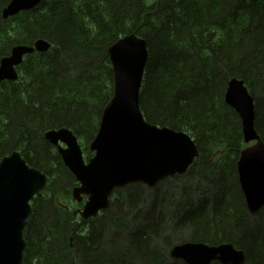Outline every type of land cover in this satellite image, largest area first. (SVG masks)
Segmentation results:
<instances>
[{"label":"trees","instance_id":"16d2710c","mask_svg":"<svg viewBox=\"0 0 264 264\" xmlns=\"http://www.w3.org/2000/svg\"><path fill=\"white\" fill-rule=\"evenodd\" d=\"M11 1L0 0V62L16 46L53 45L26 56L19 80L0 87V161L18 150L50 185L47 198L31 203L22 264H184L171 250L188 243L234 244L247 254L245 264H264V209L258 221L247 209L237 172L247 146L242 120L225 102L229 81L242 80L264 142V0H43L4 21ZM130 35L146 40L150 52L140 97L146 121L192 137L199 151L190 171L174 180L199 178L207 197L199 204L193 193L185 203L173 201L175 226L160 213L159 185L116 190L97 226L81 223L68 206L69 219L61 218L55 203L61 184L73 191L78 183L58 153L48 159L45 134L71 130L86 158L93 157L90 145L114 89L108 48ZM41 150L46 154L39 158ZM151 192L158 202L147 210L142 204ZM102 232L129 237L115 243Z\"/></svg>","mask_w":264,"mask_h":264},{"label":"water","instance_id":"95a60500","mask_svg":"<svg viewBox=\"0 0 264 264\" xmlns=\"http://www.w3.org/2000/svg\"><path fill=\"white\" fill-rule=\"evenodd\" d=\"M43 0H12L3 10V20L30 11ZM161 1V0H159ZM52 45L44 40L33 46H16L0 62V87L16 82L25 56L47 53ZM108 55L113 67L114 93L104 109L96 137L90 145L93 158L84 159L78 138L71 130H51L45 138L58 148L62 161L79 186L73 199L84 202L79 210L86 221L111 207L117 189L141 183H157L187 173L199 156L195 141L184 133L152 125L144 118L140 96L150 58L147 42L134 35L116 41ZM225 102L240 116L245 142H254L240 153L239 184L249 212L264 206V143L255 130V100L243 81L228 83ZM64 146V148L61 147ZM48 176L28 165L15 150L0 161V264H22L26 242L24 231L33 214L31 202L48 188ZM171 257L185 264H243L246 255L231 244L212 247L201 243L177 245Z\"/></svg>","mask_w":264,"mask_h":264},{"label":"rangeland","instance_id":"374dc122","mask_svg":"<svg viewBox=\"0 0 264 264\" xmlns=\"http://www.w3.org/2000/svg\"><path fill=\"white\" fill-rule=\"evenodd\" d=\"M151 1H154V0H151ZM8 6V4L5 6V8ZM4 8V9H5ZM3 19V18H2ZM5 21V20H4ZM7 21V20H6ZM113 45V44H112ZM110 48V47H109ZM108 48V49H109ZM108 57H109V55H108ZM109 60H110V58H109ZM110 63H111V61H110ZM112 65V64H111ZM112 71H113V67H112ZM113 77H114V74H113ZM114 84H115V82H114ZM113 93H114V89H113ZM112 97H113V94H112ZM255 122H256V120H255ZM255 130H256V125H255ZM242 131H243V125H242ZM257 132V131H256ZM243 136H244V142H245V135H244V131H243ZM44 140H45V142L50 146H48L49 147V150H48V154L47 155H49L48 156V159H50V160H53L54 159V157L56 156L55 155V153H58L59 155H60V153H59V151H58V148L56 147V146H54V145H52L50 142H49V140H47L45 137H44ZM81 143H82V146L83 147H86L85 146V144H84V142H82L81 141ZM245 144L248 146V145H252L253 144V142H248V143H246L245 142ZM51 147H53V149L51 148ZM61 147L62 148H64V146L63 145H61ZM42 152H43V150H41V153H40V156H38L39 158H41V157H43L46 153H44V154H42ZM34 156H36V155H34ZM61 157V156H60ZM84 158H85V160H86V155L84 154ZM62 159V158H61ZM64 164V163H63ZM65 166V165H64ZM50 167H51V164H50ZM190 171V170H189ZM196 173V175H200V173H199V171H196L195 172ZM194 173V174H195ZM195 175V176H196ZM168 179L170 180V182L168 181ZM198 179L199 178H194L192 181H190L189 179L188 180H185V179H183V180H174V178H167V179H165V180H163V181H161V182H159V183H157V185L155 186L156 188H157V186L159 185L160 186V189L162 188V190L163 191H165V193H164V195L161 197V202H162V204H161V206H162V210H161V212L160 213H164L163 215H165L168 219H170V220H172V223L171 224H173V223H175L176 222V219H174V216H173V214H174V212L172 211V208H173V201H175V202H181V203H185V202H187V201H189L190 199H189V197H188V195H191L192 196V193H193V195H195L196 196V194L199 196V198L196 200L195 199V196H194V198H192L193 199V201L194 200H196L193 204H196V202L199 204V202L201 201V198H203V197H207V194H206V192L205 191H207V189H205L204 188V186H201V184H200V181H198ZM62 180H64V179H62ZM61 180V181H62ZM167 180V181H166ZM66 181L67 180H65V181H62L63 183H66ZM77 181V180H76ZM165 181V182H164ZM163 182V183H162ZM78 183V182H77ZM49 184V183H48ZM158 186V187H159ZM154 187V188H155ZM49 188H50V185L48 186V188L44 191L45 193L46 192H49ZM132 188V186L131 187H125V188H122L121 190H122V192H124V194H126L127 192H129V190ZM149 188V187H148ZM154 188H150V189H154ZM196 189H198L199 190V192H196L195 190ZM205 189V190H204ZM63 191H67L68 193H69V198H71V199H67V198H62V196H64V192ZM72 189H70L69 190V188L67 187V186H64V184H61V188L56 192V198H55V203H56V205L58 206L57 208H59L62 212H64L62 215H60V217L61 218H65L66 217V219H69V217H68V215H69V213H72V214H74L75 216H78V217H80V214H79V212L78 211H76L75 212V210L77 209V207H76V203H75V200L73 199V195H72ZM43 192V193H44ZM44 193V194H45ZM188 193V194H187ZM44 194H42V196L41 197H39V198H37V203L39 204V202H40V200H42L43 198H47L46 197V195L44 196ZM52 194V193H51ZM152 194V195H151ZM151 194H147L145 197H146V199L147 198H149L148 199V201L146 202L145 200H144V203L142 204V206L143 207H146V209L147 210H149L150 209V205H152V206H156L157 204V202H158V200H156L155 201V196L153 195V192H151ZM117 196V195H116ZM148 196V197H147ZM172 198V199H169V198ZM188 197V198H187ZM167 198V199H166ZM162 199H163V201H162ZM208 200L209 201H211V199H210V197H208ZM156 204V205H155ZM165 205V206H164ZM67 206L68 207H70L69 208V213L66 215L65 214V212H66V210H65V208H67ZM262 209H264V206L258 211V212H260ZM163 211V212H162ZM138 213V211H135L134 213H129V214H132V216H130V217H128L129 218V220H131V219H133L134 218V216H135V213ZM251 215H257L256 216V221H258L259 219H260V217L263 215L262 214V212L258 215L257 214V212L255 213V214H251ZM167 219V220H168ZM90 222H91V224L93 225V224H95L96 223V226L98 225V223H99V220H98V216L97 217H94L93 219H91V220H89ZM134 221V220H133ZM132 221V222H133ZM81 223L83 222L82 220L80 221ZM173 226H175L174 224H173ZM133 228V227H132ZM106 229L105 228H103V232L105 231ZM119 231L120 229L119 228H116V229H111V232H114V231ZM134 229H130V231H133ZM102 232V233H103ZM103 236L105 235L106 236V239H108V238H110L109 239V241L110 240H112V239H116V241H115V243H121V242H124L128 237H129V233L127 232V233H124V234H122L121 233V235H120V237H116V238H113L114 236H115V233H112L110 236H109V234L108 235H106L105 233H103L102 234ZM161 242L162 241H157V245L159 246L160 244H161ZM244 251V250H243ZM245 252V251H244ZM247 255V254H246ZM175 260H178V259H175ZM181 261V260H180ZM246 261H248V256L246 257V260L244 261V263L243 264H245L246 263ZM183 262V261H182ZM185 264V263H184Z\"/></svg>","mask_w":264,"mask_h":264},{"label":"flooded vegetation","instance_id":"af4514ba","mask_svg":"<svg viewBox=\"0 0 264 264\" xmlns=\"http://www.w3.org/2000/svg\"><path fill=\"white\" fill-rule=\"evenodd\" d=\"M70 208V207H69ZM78 212H79V210H77ZM258 213V212H257ZM239 250H242L243 251V249L240 247V248H238ZM213 264H220V263H218V262H214Z\"/></svg>","mask_w":264,"mask_h":264},{"label":"bare ground","instance_id":"6f19581e","mask_svg":"<svg viewBox=\"0 0 264 264\" xmlns=\"http://www.w3.org/2000/svg\"><path fill=\"white\" fill-rule=\"evenodd\" d=\"M174 259V258H173Z\"/></svg>","mask_w":264,"mask_h":264}]
</instances>
